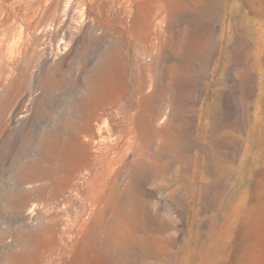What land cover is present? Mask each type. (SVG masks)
Listing matches in <instances>:
<instances>
[{
    "label": "rangeland",
    "instance_id": "374dc122",
    "mask_svg": "<svg viewBox=\"0 0 264 264\" xmlns=\"http://www.w3.org/2000/svg\"><path fill=\"white\" fill-rule=\"evenodd\" d=\"M79 1L60 0L68 9L60 16L66 18V42L57 52L49 33L36 25L42 0H0V106L12 95L0 107V182L11 184L10 174L32 156L43 131L75 97L72 82L83 84L116 45L126 76L134 82L149 78V107L162 106L165 113L161 123L152 124L161 139L150 133L143 148L145 168L137 177L141 194L133 192V203L145 201L148 232L140 239L139 230L135 235L121 222V240L110 254L70 238L65 264H264L258 123L264 0H136L152 33L161 23L162 43L148 48L131 41L125 45L122 38L92 40L86 32L92 8ZM49 16L60 20L54 12ZM28 45L34 47L29 55ZM154 65L161 74H154ZM23 73L26 87L20 91L14 84ZM48 76L65 78V86L49 92L43 85ZM131 99L140 101L126 97L125 105ZM17 107L22 116L8 120ZM22 214L5 210L0 199V253L13 244L5 229L17 226Z\"/></svg>",
    "mask_w": 264,
    "mask_h": 264
},
{
    "label": "bare ground",
    "instance_id": "6f19581e",
    "mask_svg": "<svg viewBox=\"0 0 264 264\" xmlns=\"http://www.w3.org/2000/svg\"><path fill=\"white\" fill-rule=\"evenodd\" d=\"M135 1L87 0L82 3L80 0L83 6L92 8L87 16L88 37L99 40L108 36L115 41L122 38L125 45L131 41L147 48L152 42L162 43L161 23L157 22L152 33L148 20L139 15ZM42 2L36 25L49 33L50 47L58 52L66 42L62 30L66 18L60 16L68 6L62 9L60 0ZM51 12L58 14L60 20L50 17ZM33 50L34 47L28 45L24 52L29 55ZM110 51L108 58L92 67L83 84L77 79L72 82L75 97L62 115L60 112V116L54 115L51 127L43 131L42 141L32 156L24 158L19 169L10 174L11 184L0 182L4 209L23 212L17 226L5 229L4 237L13 244L0 253V264H65L73 237H79L89 249L99 253H115L122 236L121 222L128 223L133 233L139 230L143 234L140 239L146 236L145 201L138 198V203H133V192L138 191L137 177L145 168L143 148L148 145L150 133H155L159 139L162 137L160 129H154L152 124L161 123L165 113L162 106L158 105L157 110L149 107L152 102L147 92L152 81L149 78L132 81L126 76L119 47L111 45ZM161 73L162 69L154 65V74ZM24 76L21 74V81L15 80V89L21 91L26 87ZM36 84L34 82L31 88ZM43 85L49 92L60 90L65 86V78L48 76ZM155 90L162 93L161 88ZM132 96H139L140 101L133 104L131 99L125 105L126 97ZM11 97L1 100V109L10 103ZM258 101L259 203L264 221V88ZM22 113L17 107L8 120L20 118ZM2 129L0 117V131ZM73 257L77 259L78 253Z\"/></svg>",
    "mask_w": 264,
    "mask_h": 264
}]
</instances>
